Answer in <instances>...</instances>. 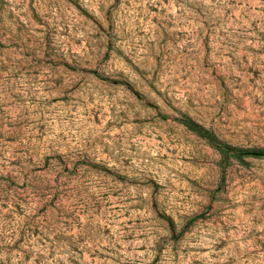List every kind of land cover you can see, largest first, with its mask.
I'll list each match as a JSON object with an SVG mask.
<instances>
[{
    "label": "rangeland",
    "instance_id": "rangeland-1",
    "mask_svg": "<svg viewBox=\"0 0 264 264\" xmlns=\"http://www.w3.org/2000/svg\"><path fill=\"white\" fill-rule=\"evenodd\" d=\"M0 264H264V0H0Z\"/></svg>",
    "mask_w": 264,
    "mask_h": 264
},
{
    "label": "trees",
    "instance_id": "trees-1",
    "mask_svg": "<svg viewBox=\"0 0 264 264\" xmlns=\"http://www.w3.org/2000/svg\"><path fill=\"white\" fill-rule=\"evenodd\" d=\"M181 121L184 123V125L189 130L195 132L199 136H201V137L207 136L206 130L200 124L193 121L191 118L185 116L181 119ZM247 152H250L251 154L257 155V154L261 153L262 151L259 149H249V150H247Z\"/></svg>",
    "mask_w": 264,
    "mask_h": 264
}]
</instances>
